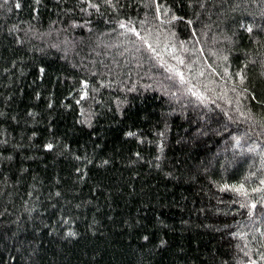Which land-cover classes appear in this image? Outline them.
<instances>
[{
    "label": "trees",
    "instance_id": "16d2710c",
    "mask_svg": "<svg viewBox=\"0 0 264 264\" xmlns=\"http://www.w3.org/2000/svg\"><path fill=\"white\" fill-rule=\"evenodd\" d=\"M0 264H264V0H0Z\"/></svg>",
    "mask_w": 264,
    "mask_h": 264
},
{
    "label": "snow or ice",
    "instance_id": "6c2138e0",
    "mask_svg": "<svg viewBox=\"0 0 264 264\" xmlns=\"http://www.w3.org/2000/svg\"><path fill=\"white\" fill-rule=\"evenodd\" d=\"M123 27V25H121ZM249 31H251V29H249ZM49 148L51 147V145L48 146ZM242 190V186L241 189H237V191H241Z\"/></svg>",
    "mask_w": 264,
    "mask_h": 264
}]
</instances>
